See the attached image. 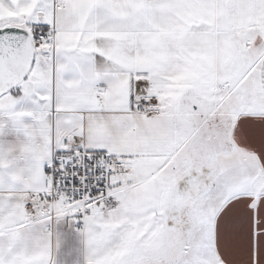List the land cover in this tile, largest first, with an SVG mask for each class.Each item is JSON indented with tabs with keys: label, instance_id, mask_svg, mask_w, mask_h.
I'll use <instances>...</instances> for the list:
<instances>
[{
	"label": "snow or ice",
	"instance_id": "obj_1",
	"mask_svg": "<svg viewBox=\"0 0 264 264\" xmlns=\"http://www.w3.org/2000/svg\"><path fill=\"white\" fill-rule=\"evenodd\" d=\"M9 132L0 264H264V0H0Z\"/></svg>",
	"mask_w": 264,
	"mask_h": 264
},
{
	"label": "crops",
	"instance_id": "obj_2",
	"mask_svg": "<svg viewBox=\"0 0 264 264\" xmlns=\"http://www.w3.org/2000/svg\"><path fill=\"white\" fill-rule=\"evenodd\" d=\"M20 140L14 133H7L0 135V158L13 160L14 157H19ZM11 150V151H10ZM23 161L19 160L10 167H0V179L7 185L9 180V173L13 172L16 167L22 166ZM7 192H0V195H7ZM19 195V193H12ZM61 239L63 240V246L59 255L60 264H76V261L82 258L83 246L79 242V239L67 231L61 233Z\"/></svg>",
	"mask_w": 264,
	"mask_h": 264
}]
</instances>
